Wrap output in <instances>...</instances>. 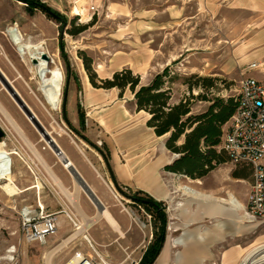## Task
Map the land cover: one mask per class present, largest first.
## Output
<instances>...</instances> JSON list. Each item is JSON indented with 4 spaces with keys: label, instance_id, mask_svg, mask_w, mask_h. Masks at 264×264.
Wrapping results in <instances>:
<instances>
[{
    "label": "rangeland",
    "instance_id": "374dc122",
    "mask_svg": "<svg viewBox=\"0 0 264 264\" xmlns=\"http://www.w3.org/2000/svg\"><path fill=\"white\" fill-rule=\"evenodd\" d=\"M39 1L57 11L66 20L61 30L59 23L47 19L39 11L30 13L22 3L14 0H0V11L6 14L5 20L0 24V31L3 32L7 26L16 24L23 39L31 37L33 42L46 41L51 55L57 53V62L63 75L58 110L49 111L38 91L36 81L30 80L28 69L21 59L14 60L13 49L2 35H0V43L10 55V61L4 57L0 48V69L48 131L52 132V127L64 129L67 136L62 135V138H57L53 134L54 137L73 159L85 183L95 188L96 194L94 195L117 221L123 233V238H120L102 219H99L89 226V231L93 230L97 234V236H89L92 248L79 236L59 250L50 260V264H66L76 252L93 258V249L102 254L109 264L137 261L152 239L153 228L149 213L143 207L134 205L126 197L139 191L131 184H123V171L117 168L116 163L119 161L120 164L126 165L127 159L115 153L117 152L116 145L130 146L141 137L140 133L143 131L140 132L141 130L136 127L127 133L116 135L115 138L112 135L116 134L117 129L125 130L140 124L145 126L144 123L148 116L135 111L133 95L128 89H125L119 97L117 89L93 88L88 81L83 59L89 60L91 73L96 77V84H100L101 80L110 79L114 72L129 69L133 75L140 73V83L145 85L151 79L152 72H155L156 64L168 62L169 75L176 76L172 84L168 85L171 88L170 102L175 104L180 100L190 99L193 115L200 114L207 109L210 104L207 100L234 96L239 81L245 76L258 79L257 72L252 71L247 74L246 65L240 63L242 57L238 55V48L232 47L237 43L230 42L233 38L230 25L224 24L225 19L230 15L229 12L213 13L204 9V0ZM91 3L94 4L95 11L89 10ZM236 19L243 20V17L238 14ZM79 27H84V30L73 35L72 33L76 32ZM60 38H62L63 52L70 68L67 80L58 48ZM235 39L239 40L240 37ZM29 63L32 65L33 60ZM144 63L147 68L146 72H142L139 66ZM97 65H101L103 69L97 70ZM199 78L214 80V87L212 89L202 88ZM185 82L190 84L191 89H188ZM65 86V115L68 122L74 130L95 144L108 157L110 168L116 178L117 188L110 179L102 156L74 133L63 120L61 104ZM199 96L205 97V100ZM93 100L94 102L90 103ZM0 104L14 119L47 165L52 168L62 185L76 198V203L71 202L57 190L29 147L14 131L9 130L5 131V137L0 142H4L8 147L15 144V157L23 159L29 165L32 162L34 164L31 166L33 167L32 172L27 169L24 175L13 176V183L20 186L26 183L33 184L36 179L40 181L43 185L40 195L44 192L51 203V209H47L48 212L58 213L63 208L70 212L69 208L73 210V214L76 212L82 218L84 210L80 206L87 204L90 209L83 208L88 211V216L96 217V207L86 194L77 190L72 177L45 149L40 134L1 83ZM77 105L84 114V131L79 130ZM108 116L112 117L110 123L114 126V132L108 128L97 127L99 121L106 120L105 117ZM121 116L123 117L120 118ZM120 119L122 120L117 122ZM52 120L57 126L52 125ZM71 140L86 153L100 178L96 177L85 160L77 154ZM155 143L158 147L160 146V140H155ZM160 154L163 157H169V153L164 150ZM117 156H119L118 161ZM250 175L248 168L226 162L216 165L206 176L198 179V183L196 180H187L189 184L186 185H193L199 192L214 195L217 198H225L230 192L241 203H244L251 179ZM140 194V197L150 196L144 192ZM25 197L26 202L37 201L35 195ZM21 198V194L10 198L0 189V264H46V255L61 243V239H66L68 236H52V239H56L47 241L45 244H25L18 230V211L24 203ZM253 221L258 226L252 233L240 238L228 239L223 243V249L230 245L236 246L237 253L242 254L250 245L264 241V222L255 219ZM211 223L212 221L204 219L201 224L207 227ZM81 224L83 225L82 220ZM101 227L103 229H100ZM223 236H227L226 232ZM10 248H14L12 261L6 259L10 256L6 252Z\"/></svg>",
    "mask_w": 264,
    "mask_h": 264
},
{
    "label": "crops",
    "instance_id": "0c3cea01",
    "mask_svg": "<svg viewBox=\"0 0 264 264\" xmlns=\"http://www.w3.org/2000/svg\"><path fill=\"white\" fill-rule=\"evenodd\" d=\"M204 9H207L213 13H218L220 11L229 12L230 15L225 19L224 24L230 25V31L233 35V38L230 39V42L232 41L237 43L232 47L238 48V55L242 57L240 63L246 65L245 71L247 70V66L250 63L258 64L259 67L252 71L257 72L258 79L256 80L264 81V0H204ZM238 14L243 17V20L236 19V16ZM237 37H240V39L236 40L235 38ZM156 65L157 66L154 67L155 72H152L153 75L151 76V78L155 74L159 73V71H161L164 67H166L168 65V62L159 63ZM139 66L142 72L147 71L145 63L143 65L140 64ZM250 72H247V74ZM139 75L141 76L140 73ZM93 102L94 100L90 103ZM141 113L145 114L144 112ZM122 117L123 116H121L120 118ZM109 124L110 125L107 128L113 131L112 129L114 128V126L111 123ZM97 127L101 129L103 128L100 126V124H98ZM136 127L141 130L140 132L143 131L142 133H140V136L143 137L145 141H149L154 147L155 152H153V159H145L141 157L143 151L139 150V147L137 146L138 143L135 140L134 143L130 146L124 145L123 147H119V145H116L117 152L115 154H119L127 159L126 165H123L120 164V162L118 161L119 156H117L116 159L118 162L116 163V166L120 171H123V184H131L137 187V191L150 194L151 198H153L157 202H162L165 206V212L167 215V226L165 232L166 238L161 251L166 244L168 236L177 238V240L174 243H171L168 247L170 259L167 264H236V246L230 245L229 247L223 249V243L225 241H227L228 239H235L229 235L227 229L225 231L227 236L218 238L216 236H196L193 238L187 236V233L194 229L206 228L208 230H211L215 220L220 219V216L210 214L209 216L195 217V219L193 220L186 219V215L188 213V201L186 195H184L181 190V186L189 184L187 180H192L184 176H177L175 174L165 172L163 170L166 165L170 164L175 159L174 156L170 154L164 147L166 135L156 137L151 129L141 124L139 126L128 127L122 133H127ZM116 135L120 134L116 133L112 136L115 138ZM155 140H160L159 147L155 143ZM20 147L23 148V145L20 144ZM14 148L15 144H12L11 147L4 146V149L7 151V153H9V156L12 160V176L24 175L26 173V170L28 169L29 164L23 159L17 158L14 154H12ZM163 150L169 153V157L166 158L160 154V152ZM32 186L33 184L27 183L17 186L21 191V199L24 202L22 203L20 209L27 207L37 213L38 205L41 204L42 207L40 205L39 206L42 208L44 213L55 214L56 232L53 236H72L73 233L77 230L73 229L72 225L66 218L64 213L67 211L65 210V208H63V210L58 213L48 212L47 209H51V203L48 197L44 192L43 195H40V193L42 194V190L38 193L35 189L31 188ZM190 186L192 188H196L193 187V185ZM33 195H35L37 201L33 200V203L31 201L26 202L27 199L25 196ZM211 196L214 197V195ZM246 196L245 202L242 203L243 211L246 204ZM83 207L87 209L89 208L87 204H84ZM83 207L80 206V208L84 210L82 218L80 215H77L76 212L75 214H73V210L71 211L68 208L70 213H72L78 221V225L80 227L82 226L81 220L84 224L87 220L92 218L88 216V211H86ZM189 207L192 210L195 206L191 203ZM204 219L212 221L211 225L204 227L201 224ZM89 226L91 225H87L84 233L79 236H97L96 232H93V230L89 231ZM100 229L103 228L101 227ZM55 239L56 238L52 239L51 236L46 239V242L54 241ZM63 240L61 239V242ZM97 253L104 259H106L102 254H100L99 252ZM179 257H182V263H179ZM188 258H191V260L185 262Z\"/></svg>",
    "mask_w": 264,
    "mask_h": 264
},
{
    "label": "bare ground",
    "instance_id": "6f19581e",
    "mask_svg": "<svg viewBox=\"0 0 264 264\" xmlns=\"http://www.w3.org/2000/svg\"><path fill=\"white\" fill-rule=\"evenodd\" d=\"M5 18H6V14L0 11V24L3 23L2 21H4ZM0 35H2L3 38L5 37L7 39L8 43L10 44V48L13 49L12 56L14 60H17L18 58L21 59L23 64H25V66L27 67L28 73L30 74V80L36 81L38 91L44 103L49 108V111L56 112L59 107L62 84H63V75L59 67V64L57 62V56H56L57 53L55 52L53 55H51L50 47L46 41L33 42L32 38L26 37V35H25L26 39H23V35L18 30L16 24L7 26L6 30H4L3 32L0 31ZM0 48L3 52L4 57L7 60H9L10 55H8L7 50L3 47L1 43H0ZM41 56H46L47 60H44ZM30 60H33L32 65H30L29 63ZM10 63L13 65L12 62ZM102 69L103 68L101 65H97V70H102ZM0 72L4 76V78L8 81V83L11 85V87L14 89V91L17 93V95L21 98V100L32 112L39 125L43 128L45 132V136L48 139H50V144H49L47 140L43 139L41 133L38 132L42 138V141L45 144V149H47L49 153L56 158V160L61 165L62 169L65 170L70 175V177H72V179L73 176L69 172L71 167L75 169V171L81 176L80 171L76 166L75 162L73 161V159H71V157L68 155L66 150L57 142L56 138L54 137V135L57 138H62V135L67 136L64 129L59 127L56 128L52 127V125H56L55 121L52 120L53 121L51 125L52 132L48 131L43 125V123L40 121V119L35 115V113L23 100L19 92L15 89L13 83L8 80V78L1 69ZM20 78H22V76H20ZM90 90L92 89L90 88ZM105 118L106 120L101 119L99 121L100 126L103 128H107L110 125L109 123L111 122L112 117L108 116ZM2 119L4 120V122ZM121 120L122 119L118 120L117 122H120ZM0 128L4 132L5 131L7 132L9 130L14 131L21 138V140L25 142V144L29 147L31 153L34 155L37 161L43 166L44 170L47 172V175L50 177L51 181L53 182V185L57 188V190H59L60 193H62L67 198H69L71 202L76 203V198H74V196H72L69 193V191L62 185L61 181L56 177V175L52 171V168L47 165L44 159L40 156L37 149L28 141V139L24 136L17 123L8 114V112L1 104H0ZM112 130L114 132V128ZM117 130H115L117 134H124L122 133L124 130L121 129H117ZM71 142L74 145L77 154L85 160L87 165L95 173L96 177L100 178V175L94 168L91 160L88 158L86 153L72 140ZM137 143L139 150L143 151L141 157L145 159H153L152 157H153V152H155V149L151 145V143L149 141H145L143 137H140L137 140ZM4 146H5L4 142L1 141L0 142V189L8 197L11 198L20 195L21 191L13 183V176L11 171L12 160L9 156V153H7V151L4 149ZM55 151H60V154L57 155ZM12 154L14 153L12 152ZM63 160H66V162H62ZM33 165L34 164L32 162V164L30 163V165L28 166V169L31 172L33 171V167H31ZM74 183L77 187V190L84 193L81 186H79L75 181ZM196 183H198V180H196ZM88 187L91 189V191L94 194H96L95 189L92 186L88 185ZM31 188L35 189L36 192L39 193L43 189V185L41 184L40 181L36 179V181L33 183V186ZM181 190L184 193V195H186L188 201L187 203L188 213L186 215L187 220H193L195 219V217L209 216L210 214H215L217 216H220V219L215 220L211 230L204 228V229H194L192 231H189L187 233V236L191 238L196 236H216L217 238L222 237L226 229L232 238H240L243 237L244 235L252 233V231L258 226L257 223H255L253 220L247 217V215L243 211V204L238 199H236L235 196L230 192L227 193V196L225 198H217L209 194L199 192L198 190L192 188L189 185H182ZM191 203L194 204L195 206L194 209L192 210L189 207ZM39 205L41 206V204ZM99 219H102L114 232H116L119 235L120 238H123V233L121 231L120 225L111 216L108 210L102 206L97 210L96 217L87 220L77 231L73 233L72 236H68L58 246H56L46 255L45 257L46 264H50V260L59 250H61L64 246L68 245L70 242L78 238L79 235L83 234L87 225H91ZM81 238L83 240L87 239L91 244V239L89 236L82 235ZM176 240H177L176 237H172V236L167 237L166 244L163 250L161 251V253L159 254L158 258L155 260L154 264H167L169 262L170 254L168 252V247L170 246L171 243H174ZM6 252L8 254H12L14 253V248H11ZM236 258H237L236 264H264V241L256 242L255 244L250 245L244 251V253L242 254L237 253ZM6 259L9 261L11 260V257L7 256ZM178 260L179 263H182V257H179ZM190 260L191 258H188L185 262H188ZM78 261L79 259L74 258L68 264H76ZM80 263L81 262H79L78 264Z\"/></svg>",
    "mask_w": 264,
    "mask_h": 264
},
{
    "label": "trees",
    "instance_id": "16d2710c",
    "mask_svg": "<svg viewBox=\"0 0 264 264\" xmlns=\"http://www.w3.org/2000/svg\"><path fill=\"white\" fill-rule=\"evenodd\" d=\"M22 3L30 13L39 11L47 19L59 23L60 30L65 26L66 20L54 9L48 7L39 0H14ZM84 30L79 27L78 34ZM59 51L64 63L66 80L70 74V68L66 55L63 52V41L60 38ZM89 60L83 59L84 69L86 70L88 81L95 89L111 90L117 89L119 97L125 89L133 95L136 112H144L148 117L145 126L152 130L156 137L166 135L164 141L165 149L177 157L163 170L177 176H184L190 180H198L212 171L216 165L229 162V159L222 152L217 151L222 133V127L235 111L236 102L233 97L212 98L207 109L200 113L191 114L190 99L180 100L178 103L171 104V88L174 78L169 75L168 66L161 72L155 74L151 80L142 85L138 75H133L131 70L122 69L114 72L110 79L101 80L96 84L95 75L91 73ZM201 87L212 89L214 80L210 78H199ZM188 89L190 84L185 82ZM202 100L205 97L199 96ZM192 99V98H191ZM66 86L63 91L61 104V115L67 126L76 133L85 143L95 149L103 158L110 179L118 187L116 178L110 168L109 159L102 151L90 142L82 134L74 130L65 115ZM77 117L79 130H85L84 114L77 105ZM140 192L128 197L132 203L138 207H143L150 215L151 226L153 228L152 239L145 247L138 264H153L158 257L165 238L167 215L165 206L162 202H157L150 196L140 197Z\"/></svg>",
    "mask_w": 264,
    "mask_h": 264
},
{
    "label": "built area",
    "instance_id": "2783aa9c",
    "mask_svg": "<svg viewBox=\"0 0 264 264\" xmlns=\"http://www.w3.org/2000/svg\"><path fill=\"white\" fill-rule=\"evenodd\" d=\"M89 10L95 11L94 4L91 3ZM258 67V64L250 63L246 72ZM232 97L236 102L235 111L222 127L217 150L226 155L232 165L250 170L251 179L244 211L249 219L264 222V81L245 76L239 81L236 94ZM13 153L16 155L14 151ZM64 214L73 229L78 230L80 226L73 214ZM18 229L25 244H44L56 232L55 214L44 213L39 205L37 213L27 207L21 208L18 211ZM85 241L92 248L89 241ZM93 253L92 258L76 252L66 264L74 258L79 259L76 264H109L94 249ZM12 254L9 261L13 260ZM138 262L139 260H130L119 264Z\"/></svg>",
    "mask_w": 264,
    "mask_h": 264
},
{
    "label": "water",
    "instance_id": "95a60500",
    "mask_svg": "<svg viewBox=\"0 0 264 264\" xmlns=\"http://www.w3.org/2000/svg\"><path fill=\"white\" fill-rule=\"evenodd\" d=\"M44 60H47L46 56H41ZM0 83L2 87L9 93L11 98L14 100V102L17 104V106L20 108L22 113L27 117V119L31 122V124L37 129L39 133H41L43 139L47 140L50 144V139H48L45 136V132L43 128L39 125L37 120L35 119L32 112L29 110V108L25 105V103L21 100V98L17 95V93L14 91V89L11 87V85L8 83V81L4 78V76L0 72ZM5 137L4 131L0 128V140ZM57 155L60 154V151H55ZM174 158H176V155H173ZM62 162H66V160H63ZM71 175L73 176L74 181L81 186L84 193L87 195L89 200L93 203V205L98 210L102 207L101 203L97 199V197L94 195V193L91 191V189L88 187V185L85 183V181L82 179V177L71 167L69 170Z\"/></svg>",
    "mask_w": 264,
    "mask_h": 264
}]
</instances>
